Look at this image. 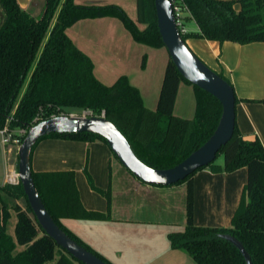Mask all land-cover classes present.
Wrapping results in <instances>:
<instances>
[{"label":"trees","instance_id":"obj_1","mask_svg":"<svg viewBox=\"0 0 264 264\" xmlns=\"http://www.w3.org/2000/svg\"><path fill=\"white\" fill-rule=\"evenodd\" d=\"M185 1L199 26V31L182 35L185 40L199 37L241 44L264 41V0ZM0 5L5 12L0 25V129L29 128L69 108H90L97 114L105 111V117L124 133L136 155L156 168L174 166L200 147L216 129L222 104L214 95L185 79L171 58L153 110L144 104L139 88L126 75L111 85L101 82L94 74L92 59L67 34V28L80 19L114 16L123 21L136 41L162 47L154 0H138L139 22L144 27L116 4L45 0L39 16L32 15L18 0H0ZM217 73L234 87L223 72ZM182 80L191 83L195 90L193 118L174 113ZM251 100L264 104V97ZM248 135L235 122L232 138L221 147L216 158L196 170L210 167L213 172H232L246 167L247 180L231 226L197 225L193 178L196 171L177 182L187 184L186 224L183 231L170 233L169 239L173 248L186 251L198 264H247L240 249L224 238V234L232 235L243 244L253 264H264V144L258 135L253 138ZM44 138L107 143L103 136L92 132H52L34 145L31 168L34 148ZM219 155H223V163H216ZM32 174L45 206L58 225L78 243L112 264L60 221L63 217L111 218V168L109 185L101 190L107 202L106 211L83 205L73 170L35 171L32 168ZM89 180L93 184L91 177ZM9 198L22 199L12 207L16 211L14 235L7 232ZM18 245L26 246L16 250ZM0 264H84L44 231L21 182L0 185Z\"/></svg>","mask_w":264,"mask_h":264},{"label":"crops","instance_id":"obj_2","mask_svg":"<svg viewBox=\"0 0 264 264\" xmlns=\"http://www.w3.org/2000/svg\"><path fill=\"white\" fill-rule=\"evenodd\" d=\"M18 1L34 16L41 14L45 2ZM74 2L84 5H119L140 27L145 26L139 22L138 0ZM1 9L3 10L2 7ZM2 16L5 19L4 10ZM193 24L194 27L189 31H199L197 23L193 21ZM67 34L92 59L94 74L101 82L111 85L120 76L126 75L130 83L139 88L144 104L150 109L156 108L170 58L166 49L163 51L161 47H151L136 41L123 21L114 16L80 19L67 28ZM186 42L214 70L223 72L235 85L237 81L240 84L247 81L246 76L241 74L247 55L253 48H264L259 45L264 41L247 44L232 41L219 43L189 37ZM181 90L186 96L188 112L185 113L188 114L176 109ZM252 95L238 94L236 122L243 133L258 135L264 144V104L252 101L251 99H258ZM195 99L193 85L180 82L174 113L192 115L190 113L194 111ZM182 106L184 104L180 105ZM14 147H10L2 159L0 185L9 183L8 174L17 169L18 159ZM113 155L109 145L102 140L44 138L34 148L32 168L35 171L75 172L82 203L88 209L106 211L107 202L101 190L109 185L111 168V218L63 217L60 219L62 224L112 264H198L186 251L173 248L169 239L170 233L185 229L186 182L171 185L147 184L133 175ZM193 178L195 223L231 226L247 180L246 167L232 172H213L210 167H205L196 171ZM7 232L14 235V227L13 233L8 228ZM19 246L22 245H18L16 250L23 249Z\"/></svg>","mask_w":264,"mask_h":264},{"label":"water","instance_id":"obj_3","mask_svg":"<svg viewBox=\"0 0 264 264\" xmlns=\"http://www.w3.org/2000/svg\"><path fill=\"white\" fill-rule=\"evenodd\" d=\"M159 32L170 58L181 75L192 84L214 95L222 104V114L212 135L183 160L168 168H156L142 161L119 127L105 116L54 115L42 119L28 128L18 147L17 172L38 223L55 242L84 264H109L91 250L78 243L54 220L36 187L31 153L36 142L52 132H92L103 136L112 152L133 175L147 184H175L198 168L211 163L218 151L233 136L236 122V91L214 69L209 67L188 45L176 25L172 0H154ZM244 255L247 264L252 258L243 244L235 237L224 234Z\"/></svg>","mask_w":264,"mask_h":264},{"label":"rangeland","instance_id":"obj_4","mask_svg":"<svg viewBox=\"0 0 264 264\" xmlns=\"http://www.w3.org/2000/svg\"><path fill=\"white\" fill-rule=\"evenodd\" d=\"M1 14L3 15V10L0 7V24L4 19V16H2ZM192 26L194 27L193 21H189L186 24L188 32H197V31H189ZM260 43H262V44H259V45H263L261 47H264V43L263 42H260ZM161 49H163V51H164V49H166V51H168L165 46H162ZM253 49L254 50L252 52H250L247 55V57L245 58L244 66L241 69V74L243 76H246L247 81L246 82L242 81L241 84L238 83L239 81H237V85H235L234 82H232V83L234 85V89L236 91L237 96H238V94H241V93H245V94L247 93V94H253L252 96L257 97L258 99H261L264 97V48H261V49L259 48L256 50H255V48H253ZM204 62L209 67H211L209 65V63H207V61H204ZM163 73H164V71H163ZM163 73H162V76H163ZM181 82L186 83L188 85H192L191 83H189L185 80H182ZM182 93L183 92L181 90L179 97H178L179 104L177 105L176 109L182 110V112H184V114H188V113H185V112H188V108L186 107V104H187L186 96H184V93L182 95ZM177 96H178V94H177ZM195 100H194V111L190 113L192 115H190V116L178 115V116L184 117V118H193L195 116V110H196ZM256 102H260V101H256ZM260 103H262V102H260ZM181 104H184V106L180 107ZM82 110L83 109H81V108H69V110H67V111H66V109L64 111H62L61 114H65V115L74 114L75 116H77V115H80L82 113ZM255 135L256 134L250 133L248 135V138H253ZM1 137L2 136L0 134V172L2 171V168H3L2 159L7 154L9 148L15 146L14 147L15 156H17V159H18V147H19V145H16V144H3L1 141ZM113 157H115V156L113 155ZM115 159H116V157H115ZM223 161H224L223 155H219L216 159V163H223ZM181 183H184V182H180L178 184H181ZM16 201H22V199H20V200L19 199H13V198L8 199V205L11 209H10V216L8 218V221H7V228H8V231L10 233H13V227H14V223L16 220V211L12 208ZM25 246L26 245H22V246H19V248H22V247L24 248Z\"/></svg>","mask_w":264,"mask_h":264},{"label":"built area","instance_id":"obj_5","mask_svg":"<svg viewBox=\"0 0 264 264\" xmlns=\"http://www.w3.org/2000/svg\"><path fill=\"white\" fill-rule=\"evenodd\" d=\"M172 7L174 11L175 21L179 33L184 35L188 32L186 24L189 21H195L193 14L186 3L185 0H172ZM75 116L74 114H70ZM81 117H90V116H105V111H102L100 114L95 113L92 109L86 108L82 110L80 115ZM28 128H20L16 130H9L7 126L0 129L1 141L3 144H16L20 145L22 142V137L26 135ZM8 182L11 184H17L20 182L18 177L17 169L12 170L8 174Z\"/></svg>","mask_w":264,"mask_h":264}]
</instances>
